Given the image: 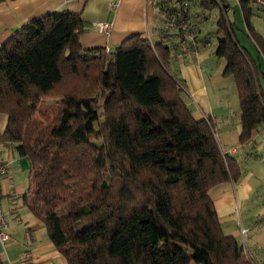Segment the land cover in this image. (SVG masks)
<instances>
[{"label":"trees","instance_id":"obj_1","mask_svg":"<svg viewBox=\"0 0 264 264\" xmlns=\"http://www.w3.org/2000/svg\"><path fill=\"white\" fill-rule=\"evenodd\" d=\"M177 2L162 11L191 49L187 7L218 11L215 55L234 79L248 141L264 124V40L252 1L239 0L258 61L240 46L226 3ZM84 30L79 15L50 14L0 47V141L27 160L24 199L56 251L67 264H258L223 233L209 190L238 181L240 168L211 118L196 120L185 104L170 46L135 35L106 55L82 48Z\"/></svg>","mask_w":264,"mask_h":264},{"label":"crops","instance_id":"obj_2","mask_svg":"<svg viewBox=\"0 0 264 264\" xmlns=\"http://www.w3.org/2000/svg\"><path fill=\"white\" fill-rule=\"evenodd\" d=\"M220 1L228 6L224 11L227 19L245 36L239 0H234L233 5ZM251 1V24L264 40V7ZM113 3L117 4L116 8L110 7ZM163 5L158 0H0V47L27 23L65 12L79 15L83 20L85 30L80 44L84 50L115 51L135 35L170 46L169 68L186 91L182 96L185 104L196 120L211 118L221 151L240 168L238 181L219 183L209 190L223 233L243 244L240 229L246 230L245 244L258 264H264V124L258 126L248 141L241 142L236 85L231 76L223 75L226 62L215 55L221 38L216 26L218 16L214 22L210 21L209 11L198 5L190 6L198 20L192 21L193 27L189 29L193 31L185 39L194 41L191 49L177 37L174 19L169 22L163 18ZM99 23L109 25L108 34L94 26ZM245 50L251 58L259 60L255 49L252 55ZM5 125L6 117L0 115V133ZM0 160L8 164V173L1 180V208L9 237L5 245H0V264H67L49 241L44 224L25 202L29 188L27 160L1 141Z\"/></svg>","mask_w":264,"mask_h":264},{"label":"built area","instance_id":"obj_3","mask_svg":"<svg viewBox=\"0 0 264 264\" xmlns=\"http://www.w3.org/2000/svg\"><path fill=\"white\" fill-rule=\"evenodd\" d=\"M257 4L264 7V1L263 0H254ZM111 8H116L117 4L113 3L110 6ZM95 27L98 28V30L104 34H108L109 31V25L107 23H99L94 24ZM104 53L106 55L110 54V50L108 48H104ZM230 153V152H228ZM8 173V164L6 162H3L0 160V245H5L8 240V234H7V224L3 215V211L1 208V180L3 177H5ZM240 235L243 238V244L245 245L244 239L246 235V230L240 229Z\"/></svg>","mask_w":264,"mask_h":264},{"label":"rangeland","instance_id":"obj_4","mask_svg":"<svg viewBox=\"0 0 264 264\" xmlns=\"http://www.w3.org/2000/svg\"><path fill=\"white\" fill-rule=\"evenodd\" d=\"M159 1V3H163L164 5L165 4H169L168 5V8H169V10H173V9H175V10H179V8H180V6H179V3L177 2V0H158ZM224 1H227V2H229L231 5H233V3H234V0H224ZM191 6V5H190ZM189 10V14H190V16L192 17L191 18V23H190V25L193 27V20H194V23L195 22H197L198 20H196L197 19V17H196V15H197V13H196V11H194L193 9H191L190 7H187ZM209 15H207L208 17H209V20L210 21H215V17H217L218 16V11L217 10H213V11H209V13H208ZM163 18H165L166 19V15L164 14V17ZM175 20V18L172 16V18H171V20ZM167 20V19H166ZM196 20V21H195ZM191 27V28H192ZM190 28V27H189ZM187 29V28H186ZM191 32L193 31L192 29H189ZM235 35H236V37H237V39L241 42V44L248 50V52L252 55V54H254V52H253V45L250 43V41L244 36V32L241 30V31H236L235 32ZM263 85V84H262ZM263 89H264V85H263ZM184 93L186 94V91H184ZM184 94V95H185ZM48 103H50V104H52V107L53 108H55L56 107V104H55V101H48ZM193 264V263H192Z\"/></svg>","mask_w":264,"mask_h":264}]
</instances>
